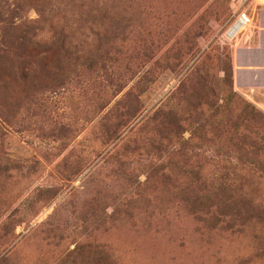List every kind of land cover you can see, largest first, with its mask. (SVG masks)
I'll return each instance as SVG.
<instances>
[{
    "label": "rangeland",
    "instance_id": "374dc122",
    "mask_svg": "<svg viewBox=\"0 0 264 264\" xmlns=\"http://www.w3.org/2000/svg\"><path fill=\"white\" fill-rule=\"evenodd\" d=\"M241 2L245 12L262 0H0V51L13 48L0 55V264H88L89 245L118 264H264V244L253 248L245 230L187 217L170 181L138 186L146 161L102 159L116 150L101 141L105 116L125 125L121 145L175 106L183 138L196 130L185 152L198 157L183 165L264 198V175L245 176L264 169V123L245 124L249 110L232 98L212 108L226 95L220 79L243 30L226 32ZM10 213L25 223L5 227Z\"/></svg>",
    "mask_w": 264,
    "mask_h": 264
},
{
    "label": "trees",
    "instance_id": "16d2710c",
    "mask_svg": "<svg viewBox=\"0 0 264 264\" xmlns=\"http://www.w3.org/2000/svg\"><path fill=\"white\" fill-rule=\"evenodd\" d=\"M9 46L10 44H3V49L5 50H1L0 55L8 54V51L12 52L13 48L11 49ZM139 69L141 67L137 68V74L133 77V80L139 77ZM223 71L225 77L222 80L220 79V82L225 84L226 95L225 98L221 95L217 96L215 98L216 103L212 108L216 109V104L221 99L222 104L217 109H231L233 108V105H230L231 98L238 100L243 107L249 110V114L243 118L245 124L261 126V121L264 123V114L245 100L241 101L238 94L233 90L231 60L228 69ZM202 73L203 70H199V76H201L200 81L205 83L207 77ZM194 74L196 75V72ZM138 80L141 81L142 78H138ZM206 89L207 86L204 90ZM138 105L139 103L136 104V107ZM216 110H214L213 114ZM128 114L130 115L128 112L126 116ZM196 116L195 111L194 117ZM103 121L100 127L102 131V143L106 147L113 143L116 144V150L113 154L107 153L102 157L105 163L110 162L112 159L114 160L113 163L118 164L120 167H126L131 158L135 156V163H143L142 161H146L145 165L137 164L136 166L137 180L135 183L138 186L150 188V185L155 187L158 181H170L172 183L171 189L175 192L174 194L176 196L180 195L182 205L179 206L183 207V210L186 211L187 217L194 219L203 229H210L212 231L221 230L230 233V235L243 234V230H245V237L252 240L251 245L253 248L254 245L264 244V198H259V196L255 195V192L260 186L258 185V188H253L252 186L245 185L244 189L234 182L223 180L222 177L225 176L221 172L217 174V172H211L205 166L200 165H183V162L198 157L193 153L189 154L185 152V148L190 151L194 149L196 130L194 129L193 132H190L191 134L188 140L183 138L184 132L182 127L184 119L177 107L174 106V108L169 109L160 108L149 119L148 129H145L147 132L144 131L145 135L143 139L141 138L143 132L139 131L137 138H130L128 142L126 141L127 143L125 142L121 145L119 143L122 140L119 139L120 135L118 136L116 129L119 126L124 127L125 125L120 120H116L117 123L112 125L109 124L110 119L108 115L105 116ZM206 123L207 121L205 123L203 122L202 125ZM193 124L201 125L196 119H194ZM153 132L155 134L151 137L150 134ZM145 136L148 137L145 138ZM190 146L193 147L189 148ZM102 155L103 153L99 152V156ZM248 155L250 154L248 153ZM119 161H123L124 164L119 163ZM79 162L73 165L70 172L72 175L78 171L79 164L77 163ZM180 162L182 163L181 166L178 165ZM247 174L256 177L258 180L264 175V169L259 166L254 170L245 169V176ZM140 177H145V180L140 182ZM115 211L116 208L114 209ZM104 216H106L107 220L113 219L112 214H104ZM21 223H25L24 220L17 218L15 213H10L3 225L7 228H15ZM85 248L89 252L88 260L90 262L88 264H95L96 260L98 264H118L116 258H114L109 250L100 247L101 249L99 251L93 252V248L90 245Z\"/></svg>",
    "mask_w": 264,
    "mask_h": 264
},
{
    "label": "crops",
    "instance_id": "0c3cea01",
    "mask_svg": "<svg viewBox=\"0 0 264 264\" xmlns=\"http://www.w3.org/2000/svg\"><path fill=\"white\" fill-rule=\"evenodd\" d=\"M246 11L253 22L237 36L232 49L233 90L264 114V6H249Z\"/></svg>",
    "mask_w": 264,
    "mask_h": 264
},
{
    "label": "built area",
    "instance_id": "2783aa9c",
    "mask_svg": "<svg viewBox=\"0 0 264 264\" xmlns=\"http://www.w3.org/2000/svg\"><path fill=\"white\" fill-rule=\"evenodd\" d=\"M260 6H264V0H262L261 4H259ZM244 7V2H241L240 6L236 9V12L238 13L235 20L232 22V24L230 25L229 30L226 32V35L230 38H232L233 36H235L237 33H239L240 31L244 30L245 28H247L251 22H252V18L249 16L247 11H242V8ZM233 28H237V32L236 34H234L233 36H229L228 33L229 31H231V29Z\"/></svg>",
    "mask_w": 264,
    "mask_h": 264
}]
</instances>
